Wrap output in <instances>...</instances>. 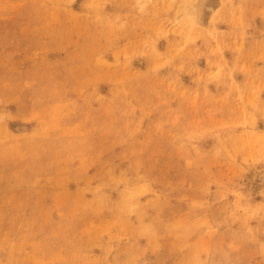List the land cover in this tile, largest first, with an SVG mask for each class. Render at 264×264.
I'll return each instance as SVG.
<instances>
[{
	"label": "rangeland",
	"instance_id": "374dc122",
	"mask_svg": "<svg viewBox=\"0 0 264 264\" xmlns=\"http://www.w3.org/2000/svg\"><path fill=\"white\" fill-rule=\"evenodd\" d=\"M0 264H264V0H0Z\"/></svg>",
	"mask_w": 264,
	"mask_h": 264
},
{
	"label": "bare ground",
	"instance_id": "6f19581e",
	"mask_svg": "<svg viewBox=\"0 0 264 264\" xmlns=\"http://www.w3.org/2000/svg\"><path fill=\"white\" fill-rule=\"evenodd\" d=\"M196 1H200V0H196Z\"/></svg>",
	"mask_w": 264,
	"mask_h": 264
}]
</instances>
